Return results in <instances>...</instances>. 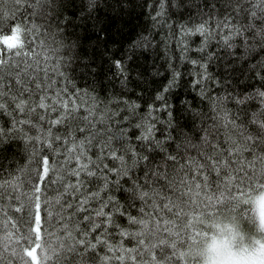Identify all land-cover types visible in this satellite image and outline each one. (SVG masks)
<instances>
[{
  "label": "trees",
  "instance_id": "16d2710c",
  "mask_svg": "<svg viewBox=\"0 0 264 264\" xmlns=\"http://www.w3.org/2000/svg\"><path fill=\"white\" fill-rule=\"evenodd\" d=\"M97 2L98 10L92 14L94 17H99L101 26L106 30L99 43L96 41L91 26L87 33L82 26H74L80 24V16L91 10L87 6V0H75L74 5H71L70 0H65L68 8L63 12V16L66 20L71 19L73 23L67 24L62 21V26L58 30L53 27L42 35L29 32L23 39L18 38L15 28L11 32H0V45L13 53L12 56L5 55L3 59L5 62L11 60L13 67L17 60L21 61L22 71L34 73L40 77V80L49 82L52 85L50 96L64 90L68 93L66 98L72 99L75 104L76 98L71 95L72 93H87V95L78 96L81 101L80 108L83 110L85 106L93 107L97 97L105 101L115 102L117 100L116 94L120 92L119 81L115 80V88L109 82L113 79L112 72L115 71L114 68L111 69L113 53L119 58L129 41L144 36L149 37L153 43L165 41L168 44L171 51L167 56L164 44H161L160 48L156 50V55L147 61V64L150 65L155 60L156 65L161 67L162 75L152 76L149 74L140 84V88L134 89L132 95L120 98V107L124 109L122 115L131 116L132 119V124L124 129L131 138L129 149L139 143L137 137L144 134L145 128L151 120L157 121L155 139L163 142L167 132L161 130L166 129L165 122L170 117L167 111L150 109L149 105L152 104V100L149 99V96L154 98L157 91H162L163 87L167 85L171 73L165 60L171 59L182 74L180 86L174 88L169 97L172 123L174 126L179 125L178 128L174 127L172 132V135L176 137L175 144H172L175 153L174 160L166 162L165 158H158V167L154 165L150 174L146 171L145 175L148 176V180L144 181V177L139 171H134L131 175H124L121 171V174L117 175V171H120L124 165L118 160H112L107 154V149L104 154H100L99 145H97L95 149L97 155L93 156L89 153V158L95 161L99 157L102 165H107V168L112 170L108 171L102 167L103 175L98 173L97 183L89 187L93 191L103 189L101 196L105 199L107 196L114 197L113 202H118L119 209L124 211L121 223L125 227L128 226L129 216L138 219L140 212L145 209L149 216L154 210L157 215H163L164 209H167L171 215L164 216L163 222L157 220L156 216H151L152 232L150 234L153 236V242L165 243L166 237L160 232L158 226L167 225L164 227V232L168 233L173 242L179 241L183 244L180 251L185 256L187 251L184 247L185 239L192 240L198 234V230L190 229L189 234L185 237L183 230L178 228L174 220L175 210L170 207V202L180 197L178 191L180 177L196 179L199 176L204 181L206 189L216 188L227 183L228 189L232 193L231 199L242 201L245 199V192H250L253 186L251 169L255 154L257 152L264 153V142H262L264 136L251 123L252 113L247 121L241 122L244 118L239 111V103L235 98L230 102L224 96V92L214 84V80L222 79L227 74L222 59L217 58L211 61L207 59L209 54H215L218 57L225 56L223 48L219 47L221 42L215 34L217 22L223 20V16L214 15L206 26L209 36L203 54L204 59L194 65L180 59V45L176 43L181 40L179 32L181 25L193 28L201 22V17L196 15V9L190 7L187 0H125L121 4H117L116 0H97ZM161 3L164 5L163 15L158 18V22H154L152 17L156 16L157 11H160ZM82 4L84 5L83 12L80 11ZM204 11L207 12L208 9L204 8ZM11 13H15L18 20L20 14L24 13V19L27 22L28 18L32 16V9L31 6L26 8L23 2L17 6L15 0H0V14L9 15ZM170 25L176 28L175 34L170 31ZM99 27L100 25H97V28ZM11 36L15 37L17 41L9 42ZM109 36L111 39L107 42L106 49L104 41L108 40ZM204 41L205 37L199 33L187 36L184 43L191 48L188 53L190 58L198 59L202 55L198 49L204 46ZM29 42L31 43L30 48ZM94 47H97L95 53ZM259 59H264V57ZM139 62L144 64V58H141ZM229 62H234L232 81L235 83L229 82L231 90L236 93L249 91L244 95L251 96L253 102L260 105L257 94H253L258 92L261 85L258 77H254L253 72L249 70L252 63L257 61L248 62V53L240 47L235 50V56L229 58ZM200 64L207 65V73L200 67ZM86 65L88 67H85ZM198 73L213 77V81H206L207 87L204 92L201 91L203 84L200 87L195 86V82L200 79ZM130 87L132 86L130 85ZM141 88L145 89L143 93L140 91ZM209 93L211 94L210 99L208 98ZM218 93L219 96H217ZM61 95L63 97L64 93ZM39 96L40 94L37 99ZM138 96L144 98L137 99ZM125 99L128 104L123 103ZM137 104L140 107L135 109L136 115L132 116V108ZM113 107L114 103L108 104L109 109ZM159 107V102H156L155 108L159 109ZM40 111L43 113L44 109H40ZM150 111H153L152 117L148 115ZM199 111H205L207 119L200 117L199 121L194 122L193 114ZM56 115L50 114L51 119H55ZM18 117L21 120L27 119L19 113ZM140 124H144L145 127H137ZM46 129L47 125H45L43 133H40L39 129L28 131L27 125L24 123L14 125L9 115L5 114L0 117V191L9 193L3 197V203H0V262L2 264H12L13 259L16 264H49L52 258V245L56 244L58 233L64 227L61 224L64 209L59 203L57 184L48 182L47 178L45 181L36 179V173L42 172V159L45 156L49 158L50 163L57 159L63 163L59 147L56 151L48 149L51 139L48 137ZM245 129L260 139L241 151L239 138ZM40 135L48 137L44 140L43 146L38 139ZM29 137L35 139L36 142L33 144ZM200 145H203V149L198 151L197 146ZM220 145H223V149L220 148ZM210 147L226 151L229 155L233 152L236 153L233 164L229 166L230 171H225V175L219 179H215L217 173L214 169L211 170L210 177H205L204 173L200 171L205 167L203 157ZM128 155L131 156V151ZM125 163L129 165L131 163L127 157ZM137 179L140 183H147L148 187L143 191L145 194H150V197L146 195L145 199L138 191L133 199L129 198L132 197L130 189ZM201 180H197L198 186ZM105 181H107V186H105ZM37 186L41 188L39 194L35 193ZM254 186L261 187L259 184ZM36 195L40 196L41 204L45 205V219L41 223V227L44 229L43 240L40 239L41 234L36 231L35 225L29 230L25 223L18 222L19 218L24 215L19 212L18 207L27 205L30 210L35 203ZM93 206L98 207L99 205L92 202L89 205L90 210ZM15 209L16 211H14ZM221 211L231 212L234 216L239 217L241 223L246 221L248 216L247 210L241 209L239 204L228 209L207 208L209 215ZM196 216L199 219L200 213L197 212ZM64 218H67L66 214H64ZM192 222L189 220V224ZM260 223L264 227V218ZM128 230L135 231L136 229L128 228ZM89 231H91V227H89ZM59 239H63V237H59ZM88 239L91 240L92 236H88ZM117 240L119 242L118 235ZM134 246V241L125 244L126 248ZM97 254L101 255L102 253L97 250ZM181 264H187V262L182 259Z\"/></svg>",
  "mask_w": 264,
  "mask_h": 264
},
{
  "label": "snow or ice",
  "instance_id": "6c2138e0",
  "mask_svg": "<svg viewBox=\"0 0 264 264\" xmlns=\"http://www.w3.org/2000/svg\"><path fill=\"white\" fill-rule=\"evenodd\" d=\"M21 2L25 4L26 8L31 6L32 16L26 22L24 13L20 14L19 20L15 13L0 14V32H11L15 28L18 38L23 39L29 32L42 35L53 27L58 30L62 26V21L67 24L73 23L71 19L66 20L63 16V12L68 8L65 0H15L17 6ZM124 2L125 0H116L117 4ZM70 3L74 5L75 0H70ZM187 3L196 9V15L201 17V22L193 28L180 26L181 40L176 42L180 45V59L194 65L199 64L200 60L204 59L203 54L209 36L206 26L214 15H222L223 20L217 22L215 34L221 42L219 47L223 48L225 56L218 57L215 54H209L207 59L209 61L217 58L222 59L227 74L222 79L214 80V84L224 92V96L230 102L235 98L239 103V111L244 118L241 122L247 121L249 115L256 112L257 109H260L261 114L264 115V109L255 104L251 96L244 95L249 91L233 92L229 83L230 81L235 83L232 81L234 62L230 63L229 58L235 56L237 48L242 47L248 53V62L257 61L252 63L249 70L253 72L254 77H258L261 86L257 93L264 97V59H259L264 57V0H187ZM87 6L91 10L80 16V24L74 26H82L85 33L89 31V26H91L96 41L99 43L106 30L101 26L99 17H94L92 14L98 10V2L97 0H87ZM163 8L164 5L161 3L160 11H157L156 16L152 17L154 22H158V18L163 15ZM204 8H207L208 11L205 12ZM80 11H84L83 4ZM93 21L94 23L90 24ZM97 25L100 27L97 28ZM169 28L173 34L176 33L174 26L170 25ZM196 33L203 35L205 41L204 46L198 49L202 55L198 59H192L188 56L191 48L184 41L189 34L195 35ZM110 39L109 36L108 40L104 41L106 49ZM161 44H164L165 55L167 56L171 51L168 44L165 41L153 43L147 36L129 41L119 58L113 53L111 69L114 68L115 71L112 72L113 79L109 82L115 88V80L119 81L120 92L116 94L117 100L115 102L105 101L97 97L93 107L85 106L83 110L80 108L81 101H79L78 96L87 95V93H72L71 95L76 98L75 104L72 99L66 98L68 93L64 90L50 96L52 85L40 80V77L34 73L22 71L19 60L16 61L15 67H13L11 60L5 62L3 57L5 55L12 56L13 53L0 45V117L5 114L9 115L14 125L24 123L27 125L28 131L39 129L40 133H43L45 125H47L46 130L51 139L48 149L56 151L59 147L62 154L63 163L60 159L50 163L49 158L45 156L42 159V172L36 173L37 181H45L47 178L48 182L57 184L56 191L59 193V203L67 216L65 219L64 214H62L61 224L64 227L58 233L56 244L52 245V258L49 264H181L182 259L185 260L184 254L180 251L183 244L179 241L173 242L168 233L164 232V227L167 225L158 226L160 232L166 237L164 244L154 243L153 236L150 234L152 232L151 216H156L157 220L163 222L164 216L171 215L167 209H164L163 215H157L154 210L151 216L147 214V209H145L140 212L138 219L129 216L128 226L125 227L121 223L124 211L119 209L118 202H113L114 197L107 196L105 199L101 196L103 189L93 191L89 187L97 183L98 173L103 175L102 167L108 171L112 170L108 169L107 165H102L99 157L95 161L89 158V153L93 156L97 155L95 152L97 145H99L100 154H104L105 149H107V154L112 160H118L124 165L120 171H117V175H120L121 171L124 175H131L134 171H139L143 175L144 181L148 180L145 172L151 173L153 166L157 165L158 158H165L166 162L174 160L175 153L172 144H175L176 137L172 135V132L174 127L178 128L179 125L174 126L172 123L169 97L173 89L180 86L182 74L171 59L165 60L171 73L167 85L163 87L162 91L158 90L154 98L149 96V99L152 100V104L149 105L150 109L167 111L170 117L165 122L166 129L161 130L167 132L163 142L155 139L157 121L151 120L145 128L144 134L137 137L139 143L129 149L128 145L131 144V138L124 129L132 124V119L131 116L122 115L124 109L120 107V98L132 95L134 89L140 88V84L145 81L149 74L152 76L162 75L161 67L156 65L155 60L150 65L147 64L148 59L156 55V50L160 48ZM30 47L31 43L29 42ZM93 51L95 53L97 47H94ZM141 58H144V64L139 62ZM200 67L207 73V65L200 64ZM198 76L200 79L195 82V86L200 87L203 84L201 91L204 92L207 87L206 81H213V77L201 73H198ZM140 91L143 93L145 89L141 88ZM61 93H64L63 97ZM38 94H40L39 99H37ZM143 98V96L137 97V99ZM208 98H211L210 93ZM156 102H159V109L155 108ZM109 103H114V107L109 109ZM123 103L128 104V101L125 99ZM139 107L140 105L137 104L132 108V116L136 115L135 109ZM40 109H44V112L41 113ZM153 111L148 113L149 117H152ZM18 113L27 119L21 120ZM50 114H57L56 118L51 119ZM200 117L207 119L205 111L195 112L193 114L194 122L199 121ZM137 127L144 128L145 126L140 124ZM48 137L43 135L38 137L42 146ZM29 139L32 140L33 144L36 142L32 137ZM220 148L223 149V145H220ZM129 151H131V156L128 155ZM235 156V152L229 155L226 151L210 147L203 157L205 167L200 171L204 173L205 177H210L212 175L211 170L214 169L217 173L215 179H219L225 175V169L233 164ZM126 157L131 162L130 165L125 163ZM196 179L201 180L199 176ZM203 182L201 180V183ZM105 186H107V181H105ZM147 187V183H140L137 179L130 189L132 197L129 198L133 199L139 191L146 199L143 190ZM40 192L41 188L35 187V193L39 194ZM8 194L0 191V203H3V197ZM92 202L98 203L99 206H93L90 210L89 205ZM44 209L45 205L41 204L39 195L35 196V203L30 210L27 205L18 207L19 212L24 213L18 222L25 223L29 230L35 225L36 231L41 234V240H43L42 233L44 232L41 227L42 220L45 219ZM82 213L83 215H81ZM89 227H91V231H89ZM128 228H135L136 230L129 231ZM88 236H92V239L89 240ZM59 237H63V239H59ZM133 241L135 242L134 247H125V244ZM97 250L102 254L98 255ZM12 264H16L14 259Z\"/></svg>",
  "mask_w": 264,
  "mask_h": 264
},
{
  "label": "clouds",
  "instance_id": "9594fccd",
  "mask_svg": "<svg viewBox=\"0 0 264 264\" xmlns=\"http://www.w3.org/2000/svg\"><path fill=\"white\" fill-rule=\"evenodd\" d=\"M257 97L264 109V97L259 93ZM250 119L264 136V115L261 110L257 109L252 113ZM257 139L260 137L245 129L239 138L241 151L250 147ZM202 149L203 145L197 146L198 151ZM252 163L253 186L250 192H245V199L242 201L231 199L232 193L227 183L206 189L203 183L198 186L196 179L180 177L178 191L182 198L178 197L170 202V207L175 210L174 220L185 237L190 229L198 230L192 240L185 239L187 264H264V227L260 223L264 218V153L257 152ZM225 171L230 169L226 168ZM256 184L261 187H255ZM146 195L150 197V194ZM236 204L248 212L243 223L231 212L221 211L212 215L207 212L210 207L228 209ZM197 212L200 213L199 219ZM189 220L193 222L189 224Z\"/></svg>",
  "mask_w": 264,
  "mask_h": 264
},
{
  "label": "rangeland",
  "instance_id": "374dc122",
  "mask_svg": "<svg viewBox=\"0 0 264 264\" xmlns=\"http://www.w3.org/2000/svg\"><path fill=\"white\" fill-rule=\"evenodd\" d=\"M16 41H17V39L15 37L11 36V39L9 42H16Z\"/></svg>",
  "mask_w": 264,
  "mask_h": 264
}]
</instances>
